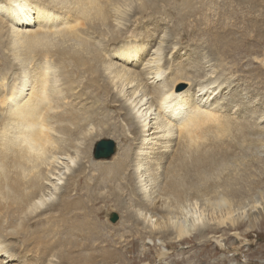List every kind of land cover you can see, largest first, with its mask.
I'll return each instance as SVG.
<instances>
[{
    "label": "bare ground",
    "instance_id": "6f19581e",
    "mask_svg": "<svg viewBox=\"0 0 264 264\" xmlns=\"http://www.w3.org/2000/svg\"><path fill=\"white\" fill-rule=\"evenodd\" d=\"M232 2L264 11V0ZM219 3L0 0V254H6L0 264H107L117 257L114 250L76 256L83 242L58 221L73 211L99 229L100 209L93 204L110 194L116 202L111 210L123 213L122 229H136L145 250L149 241L159 240L164 251L167 240L178 243L192 233L204 241L222 228L242 230L223 244L235 256L211 264H249L235 251L254 242L241 235L264 224V178L251 179L248 171L259 162L254 145L264 146V95L253 91L251 81H241L242 57L232 54L264 56V19L244 38L228 39L230 34L215 30L199 38L197 25L212 17L209 10L229 14ZM180 21L195 24L192 30L173 24ZM184 39L200 50L174 61ZM259 61L251 72L264 79V57ZM180 81L188 87L175 86ZM120 131L127 147H118L113 168L103 158L92 161L96 143L111 135L118 139ZM98 169L104 172L102 187ZM85 175L90 199L76 201L74 191ZM108 185L110 194L101 196L97 189ZM189 206L204 207L198 212Z\"/></svg>",
    "mask_w": 264,
    "mask_h": 264
},
{
    "label": "rangeland",
    "instance_id": "374dc122",
    "mask_svg": "<svg viewBox=\"0 0 264 264\" xmlns=\"http://www.w3.org/2000/svg\"><path fill=\"white\" fill-rule=\"evenodd\" d=\"M219 1H220V3H219L218 6L221 7V8L222 7L224 8V6H227L229 8V10H230L229 14L224 15V16L217 14L218 11H221V9H218V8H217V10H211V11L209 10L208 12H210V14H212V17L209 20H204V21L200 22L197 25V29L195 28L196 29V33L199 34V38H201V37L202 38H206L207 37L206 36L207 32L209 30H215L217 33H222L223 32L222 34H224V35H229L230 34V36H228V39L229 38H231V39L235 38L236 34L238 35V36L236 35L237 38H240L241 35L242 36L243 35H246V36L252 35L256 31L255 24L256 23H260L259 19H264V11L259 10V8L256 9V10H252V9L248 8L246 5H244V4L240 5L237 2H232V0H225V1L219 0ZM172 22L173 21H171V23ZM186 22H188V21L174 22L173 24H175L177 26H179V25L181 26L182 23H186ZM186 24H187L186 26L190 27L191 30H192L193 27H194L195 22H191V24H189V23H186ZM152 26L153 25H150V27H152ZM232 34H234V35H232ZM243 38H244V36H243ZM252 42H250V44ZM188 43L190 44L191 47L189 45H186ZM182 44L184 45L183 48L181 47V49H179V51H178V52H182V53H178L177 56L174 57V61H177V62L179 60L181 62L183 60L187 61V60H189L188 59V55H187L188 53L189 54L190 53H192V54L195 53L196 54V52H198L197 50H200L197 47L198 43L195 42V41H190V39L182 40ZM185 45L187 47H185ZM157 46L158 45H155V47H151L152 53L157 49ZM177 48H179V45L176 47V49ZM205 51H207V54H208L209 53V47H207L205 49ZM201 53H205V52L202 51ZM232 55H235L234 57L238 58V59H240L242 57V59L239 62V69L242 70L241 72L245 74L244 75L245 77L242 76L243 79L241 81H244V84L249 83L251 81L252 82V84H251L252 85V89L254 88L253 91L254 92L257 91V93H259V94L263 93V95H264V79H260L258 77H254L252 75V72L254 73L255 71H257V68H260V66H261L260 64L261 63H260L259 60L262 59L264 56L262 54H255V53H250V54L249 53H243V54H238V53L234 54L233 53ZM167 57L170 60L172 59L170 53L168 55H166V58ZM230 57L231 56L228 57V61H227L228 66H230V64L231 65L233 64V62L231 61L232 58H230ZM171 61H173V59ZM239 69L237 68V70H239ZM251 70H252V72H251ZM246 80H248L249 82H247ZM177 84L180 86V89H182V88L186 89L188 87L186 81H184V82L180 81V84L177 82L175 84V86ZM256 85H257V87H256ZM240 88H241V86H240ZM224 91H227V88H225ZM261 91H263V92H261ZM146 106L147 105H144L143 108H146ZM247 108H250V106H248ZM113 110H115V109L114 108L113 109H111V108L108 109V111L111 112V114H112ZM152 112H153V115L151 117H155L156 115L154 114L155 113L154 112V108L149 113H152ZM112 121L118 122L117 117L113 118ZM118 124H121V122H119ZM260 124H261L260 127L264 126V122H261ZM257 131H263V128H258ZM120 133H121V131H120ZM57 134L60 135L59 133H55V135H57ZM118 134H119V132H118ZM123 134L124 133L122 132L118 139L116 137H112L113 135H111V137H106V138H102V139H113L116 142V144H117L116 148L118 149V147H119V150L122 151V148L127 147V145H125V143L123 141H121V137H122ZM255 135L257 136L258 132ZM129 136L131 137V134ZM252 145H254V144H249V147H247V149L248 150L252 149V147H253ZM250 146H252V147H250ZM253 152H255L256 155L258 156L259 162H254L253 167H251V169L248 170L250 172V175H251L250 178L251 179H255V180H259L261 178L263 179L264 178V146L254 145ZM94 154H95V147L93 148V155H92L93 159H92V161L95 158ZM115 155L116 154H114L111 158H108V159L103 158V159H100V160L108 161V166L105 165V164L104 165L110 169L111 167L113 168V166H114V163L112 161H114L113 158H114ZM247 156H248V154L247 155L245 154V156L241 157L240 160L243 159V158L246 159L245 157H247ZM92 164H93V162H92ZM87 165L89 167V165H91V163L87 162ZM104 165L101 166V167H105ZM227 165H228V163H227ZM98 166H100V165H98ZM92 167L95 168V166H92ZM222 170H224V169L222 168ZM95 174H96L95 177L98 178V180H100L102 177L104 178V172L101 169L96 170ZM218 174L219 173H216L214 175V177H217ZM87 176L88 175H85L80 180L78 189L76 190V192L74 191L73 198H75L74 200H76V201L80 200L79 196H80V198H84L86 201L88 199H90L89 196H88L87 189L85 187H83V184H84L83 180H84V178L87 179L86 178ZM62 177H65V176H62ZM88 177H90V176H88ZM102 179H101V181H99L100 187L105 186L103 181H102ZM66 180L67 179H65V178L60 180L59 181L60 182V186L59 187L62 188V186L65 185ZM101 183H103V184H101ZM113 185H114L115 188H117V191H120L119 190V188H121L120 181L113 182ZM52 189H53V187H52ZM79 189H80V191H79ZM109 189H110V186L108 185L107 187H105L103 189H97V190H98V192L100 191V195L102 196V195L110 194V192L107 191ZM122 191H125V189L122 190ZM53 192H54V190H53ZM250 192L253 193L254 190H252ZM124 194L128 195L126 198L130 199V201H132L133 196H131L129 194V192L125 191ZM263 194H264V192H263ZM251 195L253 197L256 196L255 198H257V199L260 196V194H258L256 192L251 194ZM249 196L250 195L246 196V198H244L243 201L247 202L249 200ZM47 197H49V195ZM111 197L113 198V195L110 194V197H107L104 202L100 201V200H97L93 204L95 207H97V209L98 208L100 209L99 210L100 212H99V215H98L99 229H96L93 224L91 225V224L82 223V222H85L86 218H88V217L86 215L82 214V213L75 214L73 211H72L73 213L70 212L69 213L70 215L66 214V216L63 219H61V221H58V223H60L64 229L66 228V230L71 231L74 234L76 233L75 236L77 238L79 237L78 239L83 242V245L80 246V247H77L76 248L77 251L76 250L74 251V254L76 256H78V255H86L87 253H89L91 251L96 252V253H100L103 249L104 250H106V249L107 250H112V251L114 250L113 253H111V255L112 254H116L117 257H114V258L110 257L111 260L109 262H107V264H127V262H130L131 259H132L131 262L128 263V264H154V263L155 264H211L212 262L219 260L218 257H220V256H222V258H225L226 255H227L226 256L227 258H232V257L235 256L234 252H232V251H230L228 249L225 250L224 249L225 247H224L223 244L228 239H231V237L234 234H236L235 232H240L242 230H237L236 231L234 229H225V228H222L223 230L222 229L217 230L218 232L215 231L212 234H208V237L210 239L204 240V241H199L198 239H196L195 238V233H192L188 237H186V236L183 237L181 239L182 242L178 241V243H171V242H169L167 240L164 243V245L167 244L168 246L165 248V250L163 248L165 253H164V251L161 250L162 247H161V244H160L159 240H155V241H151V242L149 241V243L146 245L147 249L145 250L144 247L142 246V242L144 240L142 241V239L140 238L142 236L137 234L138 232H136V229H135V231H134V229H131V228L129 229V227H127V228L124 227L125 228L124 230L122 229L123 226L120 225V222L123 219V215H121L122 211H120L118 209L117 210H111L112 207L116 206L115 205L116 202ZM247 197H248V200H247ZM92 203H93L92 201L89 202L90 205ZM77 204H76L77 209L78 210H82L83 208H81L79 206L80 203H77ZM198 206H200V204ZM189 207H190L189 209H192V211H197L198 210V212H199V209H201V211H202L203 210L202 207H204V206L197 207L196 210L193 208V206L192 207L189 206ZM192 211H191V213H192ZM113 212H116L119 215V219L116 222H113L111 220V217H110ZM141 212H143V211H141ZM205 212L207 213V211H205ZM140 217L143 218L144 215L141 214V215H139V218ZM99 218H100V220H99ZM75 220H77V222ZM66 221H68L69 224ZM69 221H71V222H69ZM14 222H16V221H14ZM72 223H74V224L72 225ZM78 226H79V229L77 228ZM71 227H72V230H70ZM88 227H89V229H87ZM119 228H121L122 230L119 229ZM79 230L81 231V233H79L80 232ZM97 230L99 232H97ZM135 232H136V235H135ZM122 234H124V235H122ZM87 235H89V236H87ZM98 236H100V237H98ZM242 236H244V235H241V237H240L241 239L249 238V240H251L252 242L254 241V242L244 246L243 249H239L238 251L236 250L235 252H237V258H239L242 261H244L246 263H249V264H259L260 261L262 260L261 258H264V224H261L255 230L251 231V233L247 237H245V236L242 237ZM61 237L62 238L66 237L65 232L62 233ZM17 241H19V240H17ZM178 244H180V245L182 244L181 245L182 247L181 246L178 247ZM150 247H151V249H150ZM169 248H171V249H169ZM159 250H161V253H160ZM81 251H82V253H81ZM157 251H158V253H157ZM223 251L225 252V255L221 254ZM160 254H163L161 256H164L162 260H159ZM5 256H6V254L5 255L4 254H0V260L5 258ZM194 256H196V257H194ZM98 257H100V256H98ZM185 257H187V258H185ZM120 258H122V259H120ZM123 259H125V260H123ZM205 259H207L208 261H206ZM7 260L8 259H6V261ZM122 260L124 261V263H123ZM4 261H5V259H4ZM13 261L14 262H12V263L16 264V260H13ZM102 261L103 260H99L98 264H101ZM50 262L54 263L55 261H50ZM50 262H48L46 264H49ZM151 262H153V263H151ZM4 264H7V262L4 263Z\"/></svg>",
    "mask_w": 264,
    "mask_h": 264
},
{
    "label": "water",
    "instance_id": "95a60500",
    "mask_svg": "<svg viewBox=\"0 0 264 264\" xmlns=\"http://www.w3.org/2000/svg\"><path fill=\"white\" fill-rule=\"evenodd\" d=\"M117 144L113 139H102L96 143L95 154L96 159L111 158L117 152ZM119 219V215L113 212L111 220L116 222Z\"/></svg>",
    "mask_w": 264,
    "mask_h": 264
}]
</instances>
